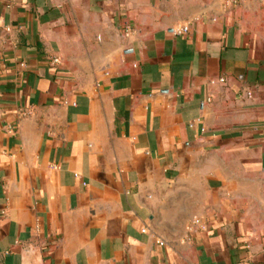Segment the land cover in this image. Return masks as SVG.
Masks as SVG:
<instances>
[{
	"label": "crops",
	"instance_id": "crops-1",
	"mask_svg": "<svg viewBox=\"0 0 264 264\" xmlns=\"http://www.w3.org/2000/svg\"><path fill=\"white\" fill-rule=\"evenodd\" d=\"M0 264H264V0H0Z\"/></svg>",
	"mask_w": 264,
	"mask_h": 264
},
{
	"label": "built area",
	"instance_id": "built-area-1",
	"mask_svg": "<svg viewBox=\"0 0 264 264\" xmlns=\"http://www.w3.org/2000/svg\"><path fill=\"white\" fill-rule=\"evenodd\" d=\"M126 32H129V31H126ZM187 32H188V27H183L180 30L176 31L175 33L176 34H186ZM53 63L58 64V63H60V60L58 58H56L53 60Z\"/></svg>",
	"mask_w": 264,
	"mask_h": 264
}]
</instances>
